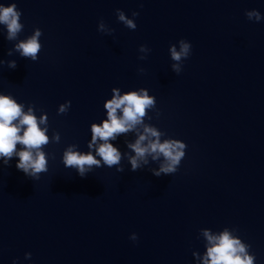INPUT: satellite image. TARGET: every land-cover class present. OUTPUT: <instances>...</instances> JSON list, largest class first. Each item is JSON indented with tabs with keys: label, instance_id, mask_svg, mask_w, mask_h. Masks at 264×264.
Instances as JSON below:
<instances>
[{
	"label": "water",
	"instance_id": "1",
	"mask_svg": "<svg viewBox=\"0 0 264 264\" xmlns=\"http://www.w3.org/2000/svg\"><path fill=\"white\" fill-rule=\"evenodd\" d=\"M6 1L21 12L26 38L41 30L38 58L90 137L92 124L107 118L112 88L155 97L144 124L161 132V142L185 143L178 170L154 176L165 160L149 155L130 171L126 142L142 125L109 141L123 157L124 171L113 169L188 256L203 264L210 247L203 232L228 229L250 246L254 264H264V0ZM252 9L261 21L247 19ZM101 20L111 34L98 30ZM180 39L191 54L176 74L169 47L179 51Z\"/></svg>",
	"mask_w": 264,
	"mask_h": 264
},
{
	"label": "clouds",
	"instance_id": "2",
	"mask_svg": "<svg viewBox=\"0 0 264 264\" xmlns=\"http://www.w3.org/2000/svg\"><path fill=\"white\" fill-rule=\"evenodd\" d=\"M131 15L134 18L139 13L133 11ZM20 16L21 12L15 3H10L8 6L0 4V24L6 26L7 39H16L17 34L23 30V25L19 22ZM245 16L249 21L259 22L262 19L261 14L255 9L247 10ZM116 17L128 29H136L134 19H129L122 10L116 9ZM98 30L107 34H111L113 31V29H105L103 20L99 22ZM41 35V30L36 28L33 35L16 45V50L22 57L36 61L42 48L39 42ZM178 43L179 51L174 45L169 47L171 59L176 62L171 65V69L176 74L181 73L182 62L191 54L189 42L180 39ZM138 51L148 53L150 49L145 45H140ZM138 58L143 60L146 56H139ZM2 63L0 61V64ZM7 66L15 69L16 62L8 61ZM137 71L142 73L143 69L140 68ZM111 92V99H107L103 104L107 118L101 120L99 124L93 123L91 126V142L88 144V148L91 150L95 146V155L92 154V151L87 153L77 151L76 145H69L63 152L62 163L64 167L74 168L82 178L94 166L96 168L115 166L117 172H123L122 153L109 141L115 140L120 134L135 131L138 125H142L143 131L138 133L135 141L126 142L127 147L133 153V155H128L130 171L135 172L146 165L149 155L152 156L153 160L162 155L165 163L161 164L158 170H152L153 175L159 177L161 174L175 173L185 156L186 145L178 139H165L161 142V132L153 126L144 124V118L149 110L156 108L155 97L149 95L148 90L144 88L126 91L123 94H121L120 89L112 88ZM70 107L71 102L65 101L59 105L57 114H66ZM40 125H45V127ZM46 125L47 116L41 115L37 119L34 107H29L27 111H24V105L17 103L11 95H0V158H2L3 164L7 166L13 157H17L18 162L15 166L25 175L38 179L39 174L47 172L48 154L43 151V148L49 143H59L60 134L54 133L50 141L46 134L48 131ZM17 145L22 147L17 150ZM203 235L210 245L207 248L206 256L203 258V264H254L255 256L249 254L248 251L250 246L242 243L241 239L234 236L228 229L219 235H212L205 230ZM129 239L136 241V234L132 233ZM30 258L31 253H25V259Z\"/></svg>",
	"mask_w": 264,
	"mask_h": 264
}]
</instances>
